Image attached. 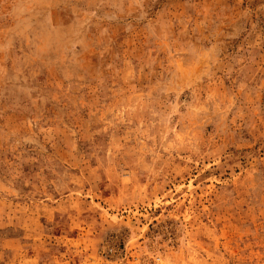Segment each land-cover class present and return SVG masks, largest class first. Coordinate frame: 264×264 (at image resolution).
Here are the masks:
<instances>
[{"label":"rangeland","instance_id":"1","mask_svg":"<svg viewBox=\"0 0 264 264\" xmlns=\"http://www.w3.org/2000/svg\"><path fill=\"white\" fill-rule=\"evenodd\" d=\"M0 264H264V0H0Z\"/></svg>","mask_w":264,"mask_h":264}]
</instances>
